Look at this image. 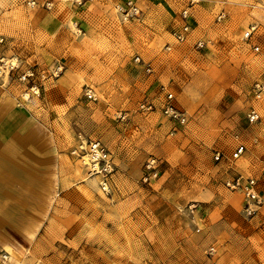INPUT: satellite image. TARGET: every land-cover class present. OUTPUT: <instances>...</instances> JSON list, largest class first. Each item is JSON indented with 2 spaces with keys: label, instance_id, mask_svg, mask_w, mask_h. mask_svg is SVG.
<instances>
[{
  "label": "rangeland",
  "instance_id": "obj_1",
  "mask_svg": "<svg viewBox=\"0 0 264 264\" xmlns=\"http://www.w3.org/2000/svg\"><path fill=\"white\" fill-rule=\"evenodd\" d=\"M128 1L138 16L117 10ZM188 4L0 0V58L16 67L0 72V120L15 111L24 117L18 138L25 167L35 171L34 186L11 184L0 196V205H18V222L0 223V256L6 246L16 256L7 254L5 264H264V205L245 217L242 196L226 187L251 177L264 200V99L252 94L264 82V0H200L177 43ZM199 41L206 46L197 50ZM161 86L188 117L173 135L159 113ZM146 101L157 111L141 114ZM252 107L259 121L250 124ZM78 134L111 153L110 195L70 156ZM239 145L245 152L232 160ZM149 159L158 176L143 185ZM128 179L148 218H138L139 231H120L117 251V231L111 240L112 231H86V223L97 226L95 199L117 203ZM82 186L93 200L79 194Z\"/></svg>",
  "mask_w": 264,
  "mask_h": 264
},
{
  "label": "built area",
  "instance_id": "obj_2",
  "mask_svg": "<svg viewBox=\"0 0 264 264\" xmlns=\"http://www.w3.org/2000/svg\"><path fill=\"white\" fill-rule=\"evenodd\" d=\"M199 1L200 0H189L188 7L182 10L180 14V28L173 33V37L177 43H183L188 37L191 29L189 23L191 15L189 10ZM33 5L34 4L31 3V6ZM117 10L125 14L126 17L139 15V10L130 1L126 2L120 7H117ZM223 17L224 14L218 17V20ZM254 30L255 27H251L250 30L245 33L244 39L250 38ZM205 46V42L202 41L197 42L195 45L197 50H200ZM258 50V47L254 48L255 52ZM139 61V58L134 59L135 63H138ZM15 68L16 67L11 61H6L5 59L0 58V72L10 73L16 70ZM147 72H150L149 66L147 67ZM160 93L161 96L158 99L159 113L166 120V122L170 124V135H173L179 129L187 125L188 117L185 112L176 107L174 95L170 90L164 86H161ZM252 94L257 100L264 99V82H255L252 87ZM84 97L88 101H95L94 93L88 87H85L84 89ZM138 111L141 114L154 113L157 111V107L153 102L146 101L138 106ZM247 120L250 124L259 121L258 113L253 107L249 109ZM76 139L77 143L73 148H71L70 156L80 161L91 176L98 177L100 179V191L104 195H110L113 184L112 176L115 173V165L113 163L111 153L99 140L83 137L81 134L76 135ZM244 152L245 149L242 145L237 146L231 155L232 160L239 159L244 154ZM218 158L219 155H216L215 160H218ZM84 159H86V162ZM157 168L158 166L156 165V161L154 159H149L146 161L143 166V171L140 178L141 184L145 185L154 181L158 176ZM226 187L231 191L238 192L242 196L244 200L242 212L245 217H254L257 214L258 209L264 205V200H262L257 193V182L251 177L244 178L242 176H236L231 181L226 182ZM196 232H199V228H197V226ZM214 253L215 249L213 247L210 248L209 254L212 255ZM0 260L2 264L7 263V256L1 255Z\"/></svg>",
  "mask_w": 264,
  "mask_h": 264
},
{
  "label": "crops",
  "instance_id": "obj_3",
  "mask_svg": "<svg viewBox=\"0 0 264 264\" xmlns=\"http://www.w3.org/2000/svg\"><path fill=\"white\" fill-rule=\"evenodd\" d=\"M25 121L24 117L18 111L12 112L9 115L7 114L0 120V145H2V147L0 146V175L3 178V181L1 180L0 182V190H2V194L5 192V187L11 184L17 185L18 183H21L28 187L35 185L31 179L33 177L31 173H34L35 171L32 167H25V141L22 142L18 138L20 135L17 132V130L24 125ZM164 123L168 128H170V124L166 122L165 119ZM120 168L121 170H127L126 166H121ZM97 181L98 179L95 180V183H97ZM19 184L17 186H19ZM122 188L125 192V196L122 197L117 195V203L110 205L105 200L95 199L92 211H94L98 216L97 226H90V222L88 221L86 223L88 225L86 231H94L96 227V231H112V233H107L111 240L115 237L113 231H117V251L121 250V239L118 237L120 235V231L123 233L124 231H139L137 226H135L138 218L140 217L142 221H146L144 217L148 218L147 215L141 211L142 208H138L140 197L138 193L140 191H136V185L132 183V180L128 179L127 185H123ZM78 191L84 199L93 200L92 190L88 186H82L78 188ZM4 206L6 205H0V223H3L4 220H10L14 224L17 223L18 218L16 210L18 205L14 204L11 206L14 209V211H11V214L6 211ZM116 225L117 227H115ZM118 259L119 258L117 257V260Z\"/></svg>",
  "mask_w": 264,
  "mask_h": 264
},
{
  "label": "bare ground",
  "instance_id": "obj_4",
  "mask_svg": "<svg viewBox=\"0 0 264 264\" xmlns=\"http://www.w3.org/2000/svg\"><path fill=\"white\" fill-rule=\"evenodd\" d=\"M5 154V153H4ZM8 157V156H7ZM2 159V158H1ZM6 159V158H5ZM86 161V160H85ZM27 167V166H26ZM31 170V169H30ZM30 173V172H29ZM32 174V173H31ZM27 177V176H26ZM25 178V177H24ZM98 178V177H97ZM3 178L1 177V175H0V182H1V180H2ZM29 179V178H28ZM9 180V179H8ZM3 181V180H2ZM33 181V180H32ZM0 187H1V185H0ZM85 194V193H84ZM2 195V190H0V196ZM5 207V209H6V211L8 212V213H10L11 214V211H14V209L9 205V206H4ZM16 209V208H15ZM4 250H5V252L9 255V256H11V258H15L16 256H15V254L12 252V249L11 248H9V247H6V248H4ZM6 254V255H7ZM16 263L17 264H22L21 262H20V260H18V262L16 261Z\"/></svg>",
  "mask_w": 264,
  "mask_h": 264
}]
</instances>
